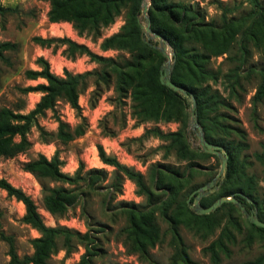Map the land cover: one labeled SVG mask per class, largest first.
Listing matches in <instances>:
<instances>
[{
  "label": "rangeland",
  "instance_id": "374dc122",
  "mask_svg": "<svg viewBox=\"0 0 264 264\" xmlns=\"http://www.w3.org/2000/svg\"><path fill=\"white\" fill-rule=\"evenodd\" d=\"M145 1L147 14L143 13L142 0L139 19L144 39L147 41L145 30L147 18L150 19L151 0ZM171 1H183L191 5L201 12L204 22L216 26L221 24L224 8L230 10L227 13L228 18L236 20L247 16L251 10L247 0ZM262 2L264 3V0ZM0 6L10 8L4 15L0 14V43L10 42L15 45V48L4 53L5 59L0 60V110L8 108L14 113L27 114L35 108L42 94L25 90L46 81L32 80L26 72L40 70L39 59L45 60L52 74L58 77H64L66 71L76 75L99 73L105 69L109 73L108 81L100 79L97 75L87 78L86 86L82 88L79 96L80 111L72 109L65 100H59L53 111L49 110L43 117H38L31 127L26 136L30 142L27 151L13 158L0 157V179H5L30 196L48 227L65 228L80 235L90 234L92 237L91 242L74 238L69 250L63 247L59 240L58 249L47 264H81L87 244H90L94 254L89 264H175L173 258L176 256L177 247L170 224L163 213L166 205L168 215L179 220V234L195 264H214L207 248L226 228L232 232L235 240L228 243V255L220 252L219 264H241L264 254V237L251 230L247 215L237 205L235 208L221 207L211 213L213 217L210 225L200 224L182 207L190 198V204H193V192L196 189L214 181L212 188L215 190L199 201L201 205V200L206 198L207 203H212L221 191L224 180V177L219 176L220 158L203 152L199 145L197 131L193 129L189 118V100L181 95L185 99V109L177 119L142 121L136 113L131 88L126 95L116 91L117 74L112 71V66L93 61L88 54L73 48L69 43L70 41L84 46L97 56L113 58L123 64L124 60L131 56L128 49L104 50L102 44L105 39L121 31L125 24V9L111 24L102 26L98 32L80 33L72 23H51L48 19L50 4L46 1L0 0ZM150 29L152 30L151 25ZM36 38L45 42L41 43ZM149 41L155 46H161L157 38L152 37ZM166 46L170 60L156 48L164 57L160 65L161 70L168 64H173V67L175 64L173 50L168 42ZM248 48L250 57L247 65L240 70L237 69L238 60L233 59L237 55L236 46L230 53L211 59L209 67L216 73V77L209 80L208 84L213 91L219 93L225 104L217 111L211 112V116L218 115L221 122L230 126L228 134L219 129L214 137L232 142L236 148V160L243 181L246 176H253L257 193L260 199H264V170L254 157L255 153L264 149V103L257 110L260 129H255L252 122V97L261 80L259 73L264 70V54L253 42L249 43ZM160 61L161 56L155 55L142 69L159 65ZM250 67L256 71L250 73ZM235 71L241 72V88L233 85L232 76ZM59 121L69 126V132L73 133L79 126L83 127L85 132L72 140L62 141L57 138ZM180 131L183 132L190 149L214 156L193 161L178 156L176 149L169 147L172 138L168 135ZM241 141L245 142L247 147L237 148ZM99 146L103 147L108 156L115 157L120 164L145 177V182L155 194L153 203H150L145 195L139 194L133 181L124 177L120 180L116 178L115 168L101 162ZM39 155H44L49 160L57 155L61 161L62 172L69 176H74L83 165V176L91 170H97L103 172L102 179L94 188L85 185V181L75 185L50 180L40 181L25 169V165L37 159ZM191 163L195 165L189 168ZM158 171L164 175L162 187L158 186ZM168 182L171 183V188L167 186ZM219 182L221 184L215 187ZM59 187L75 189L78 195L76 204L62 216L51 214L43 201L44 188ZM0 210L2 230L14 238L17 254L21 258L31 256L34 253L32 241L40 234L24 222V204L0 189ZM130 210L153 214L158 227V240L154 245H147L145 252L134 244L130 236ZM248 213H257V209ZM8 252V244L0 242V264H9Z\"/></svg>",
  "mask_w": 264,
  "mask_h": 264
},
{
  "label": "trees",
  "instance_id": "16d2710c",
  "mask_svg": "<svg viewBox=\"0 0 264 264\" xmlns=\"http://www.w3.org/2000/svg\"><path fill=\"white\" fill-rule=\"evenodd\" d=\"M50 4L48 19L51 23L69 22L80 33L98 32L102 26L111 24L115 18L126 10L125 24L121 31L104 40L102 48L128 49L130 58L124 60L123 64L116 62L113 58H104L91 53L86 47L78 46L69 41L73 48H77L90 56L93 61L112 66V71L117 74L116 91L128 94L131 88L132 100L136 103L138 117L144 120L170 121L177 119L184 112L185 99L172 89L161 83L160 65L164 57L158 50L149 45L144 39V32L140 22L141 1L142 0H43ZM251 5V10L247 16L239 19H229L227 8L221 16V24L204 22L200 11L183 1L173 2L171 0H151L149 10L152 31L162 36L170 44L173 50L175 61L172 69V81L176 85L186 88L192 93L196 100V114L198 124L202 127L205 138L212 144H217L225 148L228 154L227 171L222 182L221 191L217 198L223 196H233L248 212L257 209L258 218L264 222V199H260L254 184L253 176L243 178L235 155V147L232 142H227L224 138H215L214 135L219 129H223L228 134L229 125L221 122L218 115L211 116V112L217 111L221 105H225L217 91H213L208 84L209 80L216 77L209 65L213 57L223 56L230 53L231 49L237 47V55L233 59L238 60V70L247 65L250 57L249 43L253 42L264 54V3L262 0H247ZM10 8L0 6V14L4 15ZM44 43L45 40L36 38ZM49 42V41H48ZM150 44L153 45L152 42ZM155 46V45H154ZM15 48L10 42L0 43V60L5 59L4 53ZM155 55L161 56L159 65H150L143 70V66L149 63ZM40 70H28L26 75L32 80L44 79L46 83L29 87L27 92H39L42 94L40 101L35 108L27 114L14 113L8 108L0 110V157L13 158L25 152L30 147L27 139L33 124L38 117H43L47 111L54 110L59 100H65L72 109L80 111L79 96L81 90L86 86V80L91 75H97L100 79H109V73L104 69L101 72L76 74L66 71L64 77L52 74L49 64L39 59ZM250 73L256 71L250 67ZM249 74V73H247ZM260 83L252 97V122L255 129H260L258 124V107L264 103V70L260 71ZM234 86L242 87L239 81L240 71H235ZM232 87V89L234 88ZM234 91V89H233ZM69 126L59 121L57 138L62 141L72 140L75 136L84 134L83 127H77L74 132L68 131ZM172 138L169 147H174L176 153L183 159L193 161L197 158L214 156L190 149L183 132H174L168 135ZM19 138V140L17 139ZM247 147L241 141L237 148ZM99 157L103 164L112 166L117 172V179L127 178L133 181L138 187V192L145 195L150 203H153L154 192L145 182V177L118 162L115 157L108 156L102 146L98 147ZM255 159L263 166L264 170V149L260 153L254 154ZM195 164H190L189 168ZM26 171L33 174L40 181L50 180L51 182H61L63 184L75 185L85 181V185L94 188L95 184L102 179L103 172L91 170L85 176L82 175L83 165L79 167L74 176H69L62 172L61 161L57 155L49 160L44 155H39L35 160L29 161L25 165ZM195 171V169H192ZM164 175L158 171V186L162 187ZM161 183V184H160ZM160 184V185H159ZM217 183L215 187L219 186ZM167 186L171 188V183ZM201 188V187H200ZM199 188V189H200ZM0 189L5 190L9 196L15 197L25 206L24 222L36 229L40 236L32 241L34 253L31 256L21 258L15 248V241L12 236H8L1 227L0 210V242H5L9 247V264H47L52 254L58 249L59 240L63 247L68 250L73 239L82 241H92L90 234L80 235L65 228L48 227L33 199L26 195L21 189L12 186L5 179H0ZM196 189L193 201L198 194ZM193 192V193H194ZM212 203H207L206 198L201 200L203 208L210 207ZM218 198V199H219ZM78 195L75 189L65 187L44 188V205L53 215L62 216L66 211L76 204ZM192 203V198L190 199ZM188 202H184L190 214L201 224H211L213 214L199 215L190 209ZM221 207L235 208L232 202L224 203ZM219 207L217 210H219ZM168 205L163 209L164 216L170 224L172 235L175 239L177 252L173 258L183 264H195L190 258L184 242L179 234V220L175 216L168 215ZM129 226L130 236L134 244L143 252L147 245H154L159 237L158 227L153 214L142 211L130 210ZM251 230L264 237V229L249 223ZM252 239V237H250ZM234 235L227 228L214 241L207 251L210 253L214 264L221 261V253L228 255L230 250L228 243H233ZM94 255L90 244L86 246V253L82 257L81 264H89L91 256ZM241 264H264V254L255 260Z\"/></svg>",
  "mask_w": 264,
  "mask_h": 264
},
{
  "label": "water",
  "instance_id": "95a60500",
  "mask_svg": "<svg viewBox=\"0 0 264 264\" xmlns=\"http://www.w3.org/2000/svg\"><path fill=\"white\" fill-rule=\"evenodd\" d=\"M143 13L145 15L147 14V3L145 0H144V4H143ZM150 25H151V20L149 18H147V28L145 31H146L148 40L146 42L149 45H151L152 47L159 49L161 51V53L163 55H165L168 60H170V55L167 53V46H166L167 41H166V39H164L162 36L158 35L157 33L153 32L150 29ZM152 37L159 39L161 46L158 47V46H154V45L150 44L149 39H151ZM172 69H173V64H168L167 67L164 68V70H161V77H160L161 83L189 100V102H190L189 118H190L191 124L193 125V129L197 131V136L199 139V145H200L201 149L203 150V152L208 153V154H214L220 158L221 170H220L219 176L224 177L226 174V171H227L228 154H227L224 147L217 145V144H212L206 140L203 129L197 122L196 100H195L194 96L192 95V93L189 92L186 88L173 83L172 78H171ZM214 183L215 182L213 181L209 185L201 187L198 190V194H197L196 198L194 199L193 204H190L191 198L187 201L189 204V207L191 209H193L196 214L208 215V214H211L214 211H216L224 203L232 202L235 205H237L242 210V212H244V214L247 215V218L250 221V223L254 224L255 226H257L259 228L264 229V222H262L258 218L257 213L249 214L247 212L246 208L244 206H242L240 204V202L237 199H235L233 196L220 197L210 207H208V208L201 207L200 202H199L200 199L202 197H204L206 194H208L209 192L215 190V188H212ZM194 194H195V192H194Z\"/></svg>",
  "mask_w": 264,
  "mask_h": 264
}]
</instances>
